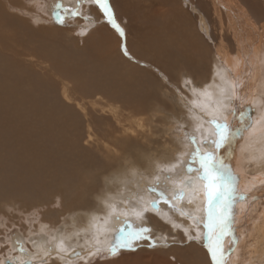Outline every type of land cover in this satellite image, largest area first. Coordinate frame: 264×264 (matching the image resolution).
<instances>
[{
	"label": "bare ground",
	"instance_id": "6f19581e",
	"mask_svg": "<svg viewBox=\"0 0 264 264\" xmlns=\"http://www.w3.org/2000/svg\"><path fill=\"white\" fill-rule=\"evenodd\" d=\"M46 2L48 13L58 3ZM22 3L0 0V20L8 25L6 17L18 14L46 23L54 33L111 39L121 67L113 61L119 76L108 83L113 90H103L104 103L83 110V133L56 132L59 144L52 147L49 171L33 164L32 171L16 166L2 174L14 184L9 188L5 181L4 196L19 190L25 204L44 198L58 209L31 213L36 224L24 229L29 246L12 235L0 264H132L130 259L137 263L147 256L149 264H212L205 225L215 205L206 199L197 149L215 154L233 172L231 231L222 237L225 264H264V0H107L123 35L108 20L98 23L107 16L94 0H62L68 9L63 17L74 18L55 17L60 23L34 17ZM40 6L36 1L33 7ZM136 28L133 50L128 39ZM138 47L153 61L135 56ZM218 124L231 137L220 149L215 141L225 129ZM70 152L80 161L59 164L57 158ZM122 227L151 231L135 242L136 251L110 255ZM158 233L166 249H155L162 239L156 240Z\"/></svg>",
	"mask_w": 264,
	"mask_h": 264
},
{
	"label": "rangeland",
	"instance_id": "374dc122",
	"mask_svg": "<svg viewBox=\"0 0 264 264\" xmlns=\"http://www.w3.org/2000/svg\"><path fill=\"white\" fill-rule=\"evenodd\" d=\"M16 1L19 3L23 2L22 5L26 8L25 10H28L34 17L47 18V20L51 19V21L54 20V23H60L55 20V17L62 18V21L66 20L67 22L74 18L73 16L70 18L68 15L67 17H63L66 4L62 3V0H57L58 3H61L60 5L58 3L55 4L52 11H50L51 14L47 11L48 3L46 1L49 0ZM36 1L41 5L40 8L33 7ZM193 2H195V0H193ZM61 4H63V6ZM183 6L184 10L188 9L190 11L188 3L185 5L183 4ZM67 10L68 9H66V11ZM197 14L201 16L199 11H197L195 15ZM16 15L19 17H6L7 20H12H10L8 25L0 20V28L2 26V31H0V35L2 36L0 38L1 190L4 183L7 182L6 184H8V177L7 179L4 177V180L2 175L7 173V168L14 169L16 166H19L26 171H32L30 169L31 165L37 164L45 167L47 171L50 170L51 161L53 160L51 157L52 147L59 144L57 143L58 136L56 132L61 128H65L72 135L79 137L83 133V128L81 126L84 116L83 110L92 109L93 105L104 103L107 97L103 90L109 92L113 90L108 86V83L118 78L117 75L119 72H117V69L121 67L119 65L120 62L117 52L118 47L115 41L111 39L102 40L100 42L92 35L87 39L85 38L86 35L80 36L82 40L77 39L75 37L76 33L57 31L54 33L51 29L52 27L44 25L46 23H33L31 19L29 20L26 17L23 18L18 14ZM85 18L92 21V19H88V17ZM103 18L100 19L102 20ZM203 18L205 20V17ZM162 19L164 18L162 17ZM106 20H108L107 17L103 19V21H98V23L105 24ZM17 23H19V25L22 24L23 29L20 28V30H18ZM107 23L109 24V21H107ZM108 27L115 31L112 24H109ZM59 28H63V26L60 25ZM59 28H57V30H59ZM140 29L142 32H148L145 26ZM140 29L138 30V28H136L131 31L129 39L133 41L127 38L133 50L137 47L135 36L140 32ZM31 33L34 35L33 38L32 35L30 36ZM115 33L117 32L115 31ZM11 34H13V36ZM6 37L10 38L7 39ZM4 39L6 41H4ZM121 44L123 45V43H119V50L121 56H123L125 54ZM21 56L24 59H22ZM135 56L138 58L143 57L145 60L151 59V61H153L151 53L147 52V50L142 47H138ZM25 59L27 60L23 61ZM28 59L31 63L29 62L30 66L26 68ZM113 61H116L117 64L119 63L118 65L120 67L118 68ZM111 63L113 67H110ZM24 66L26 69L23 68ZM115 72L118 74L115 75ZM156 75L158 76V74ZM26 76L30 77L31 80ZM23 91L26 92V95H29L26 96ZM22 94L23 96H21ZM67 114H72V116H68ZM195 136H197V134L194 135L196 139ZM199 159V156H197L195 160L197 165L200 164ZM57 161L61 165H64L66 162L75 163V161L77 164V162L80 161V157H74L73 153L70 152L66 155H60ZM4 171H6V173ZM231 173L233 174L232 169ZM6 184H4L3 187H6ZM8 185H10V188L13 187L14 184L9 183ZM19 192V190L12 191L13 194L9 193L8 196L6 194L4 196L3 193H0V199H4V201L0 200V252L4 250V252H2L4 254L6 251L5 247L8 248V246H10L8 244L11 243V238L14 234L17 237H24V242L29 246V243L25 241L26 235H24V229H28L29 225L33 226L36 224V220H34L35 217H33L34 215L31 213L39 212V215H41V212L38 210L47 211L52 210V208L58 209V206L49 203L50 201L44 198H38L40 200L34 198L32 201H28L25 198L27 201V204H25L24 198ZM26 192L29 193L27 190ZM17 194L18 198L16 199L15 196L17 197ZM19 195L21 196L20 198ZM8 198H15V202L13 200L10 201ZM6 205L10 206V208H6ZM50 218H48L47 221H49ZM31 220L33 222H31ZM27 223L30 224L28 225ZM159 231L158 229L157 232ZM160 236H162V239L156 243L158 246L155 247V249H166L168 246H165L163 243L164 234H156V240ZM15 250L16 249H14V251ZM2 253H0V256ZM145 257L146 256H144V258ZM150 257L151 256H147V259H141L142 261H137V263H135L134 258L130 260L132 264H149L147 262H150ZM120 263L128 264L125 260L119 262V264Z\"/></svg>",
	"mask_w": 264,
	"mask_h": 264
},
{
	"label": "snow or ice",
	"instance_id": "6c2138e0",
	"mask_svg": "<svg viewBox=\"0 0 264 264\" xmlns=\"http://www.w3.org/2000/svg\"><path fill=\"white\" fill-rule=\"evenodd\" d=\"M94 2L103 10L109 23L112 24L121 35H123V30L118 24H116L110 12L107 0H94ZM75 14L77 13H74V15ZM217 128L225 129L224 131L219 132V137L215 141V147L220 149L229 143L231 137L230 132L227 131L226 125L221 126L218 124ZM196 155L200 158L201 179L205 181L206 199L210 205H215L214 210L212 207L208 208L209 221L205 226L209 229V242L206 247L210 253L212 264H225V252L222 237L231 231L229 221L231 220V205L235 199L232 187L233 177L215 154L207 153L200 155L199 150L197 149ZM191 170L192 169H189V171ZM179 198L183 199V195L181 194ZM137 215H142V213L137 212ZM129 227L132 226L129 224ZM119 231L123 234V237L114 246L110 247V255H115L119 249L136 251L135 242L149 238L146 234L151 230L147 227H140L135 231L125 232V229L122 227ZM189 239H192V237H189ZM150 246L155 247L156 245L153 242Z\"/></svg>",
	"mask_w": 264,
	"mask_h": 264
},
{
	"label": "water",
	"instance_id": "95a60500",
	"mask_svg": "<svg viewBox=\"0 0 264 264\" xmlns=\"http://www.w3.org/2000/svg\"><path fill=\"white\" fill-rule=\"evenodd\" d=\"M151 206H152L153 209H157V204L156 203H152ZM7 264H9V263H7ZM25 264H29V263L27 262Z\"/></svg>",
	"mask_w": 264,
	"mask_h": 264
}]
</instances>
